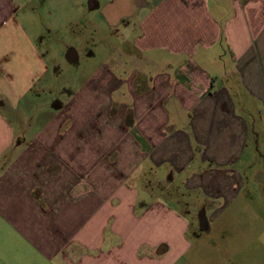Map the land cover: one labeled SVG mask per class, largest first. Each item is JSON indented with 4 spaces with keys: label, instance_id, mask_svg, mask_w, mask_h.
I'll list each match as a JSON object with an SVG mask.
<instances>
[{
    "label": "crops",
    "instance_id": "1",
    "mask_svg": "<svg viewBox=\"0 0 264 264\" xmlns=\"http://www.w3.org/2000/svg\"><path fill=\"white\" fill-rule=\"evenodd\" d=\"M261 161L264 0H0V264H177Z\"/></svg>",
    "mask_w": 264,
    "mask_h": 264
},
{
    "label": "rangeland",
    "instance_id": "2",
    "mask_svg": "<svg viewBox=\"0 0 264 264\" xmlns=\"http://www.w3.org/2000/svg\"><path fill=\"white\" fill-rule=\"evenodd\" d=\"M100 44L102 47L110 45L107 40H102ZM96 47L101 49L99 45L95 46L94 42L89 43L87 57L72 60L68 74H62V80L71 84V94L78 92L87 83L90 84L102 69L99 55L94 50ZM103 53L107 54V49ZM106 67L108 64L103 66ZM34 109L33 114L42 112V108ZM262 165L264 167L263 162ZM190 196L185 194L179 197L183 202H192L194 198ZM262 196V200L254 198L240 204V207L235 203L237 208L233 205V209H225L219 205L223 204L219 201L209 202L210 206L215 204L211 210L208 205H203L202 200L197 202L198 205L192 203L200 212L194 213L192 209L186 211L188 218H192L189 221L193 222L194 229L189 230L185 236L188 244L177 264H264V187ZM215 209H219L216 214ZM196 215L198 220H195Z\"/></svg>",
    "mask_w": 264,
    "mask_h": 264
}]
</instances>
